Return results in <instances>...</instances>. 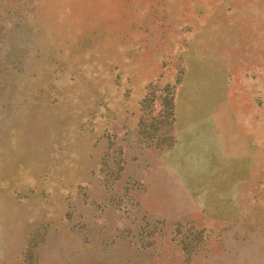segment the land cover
Wrapping results in <instances>:
<instances>
[{
	"label": "rangeland",
	"instance_id": "rangeland-1",
	"mask_svg": "<svg viewBox=\"0 0 264 264\" xmlns=\"http://www.w3.org/2000/svg\"><path fill=\"white\" fill-rule=\"evenodd\" d=\"M0 264H264V0H0Z\"/></svg>",
	"mask_w": 264,
	"mask_h": 264
}]
</instances>
